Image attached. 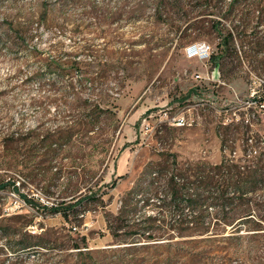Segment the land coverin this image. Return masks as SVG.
I'll list each match as a JSON object with an SVG mask.
<instances>
[{
	"label": "rangeland",
	"instance_id": "obj_1",
	"mask_svg": "<svg viewBox=\"0 0 264 264\" xmlns=\"http://www.w3.org/2000/svg\"><path fill=\"white\" fill-rule=\"evenodd\" d=\"M247 161L264 0H0V264H264V175L228 183Z\"/></svg>",
	"mask_w": 264,
	"mask_h": 264
},
{
	"label": "trees",
	"instance_id": "obj_2",
	"mask_svg": "<svg viewBox=\"0 0 264 264\" xmlns=\"http://www.w3.org/2000/svg\"><path fill=\"white\" fill-rule=\"evenodd\" d=\"M228 37L231 38L232 37V34L230 32H228ZM226 35V36H227ZM224 37V36H223ZM221 43H218V45H220ZM260 101H263L262 99H259V104L262 105V102ZM198 166H204V165H208V169L211 173H214L215 170L217 171H226V173H229L230 170L229 168L232 166V163H229L228 161H221L219 164H216V165H209V164H205V163H202V162H198L197 163ZM237 168H238V173H236L235 175L237 176V178L233 179V180H230L228 183L231 184V185H234V192L235 193H238V195L240 196V198L242 197L243 194L246 193V190L247 188H245L244 186H246L248 183H252V182H248L246 181L245 179L241 178L240 176L241 175H247V176H256V175H259L262 173V175H264L262 172L264 170V162H262L259 166L258 164L252 162V161H247V163L243 164V165H237ZM201 172H203L201 170ZM200 176V175H199ZM240 177V178H239ZM201 179V177H200ZM213 180V178H212ZM255 181H259V179H254V183ZM208 183V182H207ZM7 184H10L11 187L14 189V190H18V185H15V182L12 181V182H0V188H4ZM225 190L226 189H221L218 191L217 193V197H216V201L214 202V204H217V215L219 213H225L226 212V209L228 208V206H231L233 205L234 203V198L233 197H228L226 196V193H225ZM200 193H195L192 194V196L194 197V200L192 198H190V202H197L196 200H199L200 199ZM87 197H79L78 199H76L74 202H69L67 203V205H64V207H61L63 206L61 203V205H58L56 206L55 210L59 211L60 214H62V216L64 218H67L68 217V212L69 210L71 211V209L74 208V206L80 204L84 199H86ZM24 201L27 202V203H31L33 202L31 198L27 197V196H24ZM264 204V202H263ZM246 210V214L244 215V217L246 216H249L250 215V212H251V209H244V211ZM248 210V211H247ZM178 217V216H177ZM241 218V217H240ZM33 238H39V236H34L26 231H20V246L21 248H30V247H43L44 245L42 243H33ZM79 248V247H77Z\"/></svg>",
	"mask_w": 264,
	"mask_h": 264
},
{
	"label": "built area",
	"instance_id": "obj_3",
	"mask_svg": "<svg viewBox=\"0 0 264 264\" xmlns=\"http://www.w3.org/2000/svg\"><path fill=\"white\" fill-rule=\"evenodd\" d=\"M186 52L190 57L196 56L199 59L206 60L210 56V45L205 42L194 43L186 47ZM172 120L175 126L190 124V121H187L183 115H176L172 117Z\"/></svg>",
	"mask_w": 264,
	"mask_h": 264
}]
</instances>
